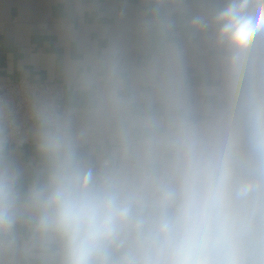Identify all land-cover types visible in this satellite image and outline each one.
Wrapping results in <instances>:
<instances>
[{
  "label": "clouds",
  "instance_id": "1",
  "mask_svg": "<svg viewBox=\"0 0 264 264\" xmlns=\"http://www.w3.org/2000/svg\"><path fill=\"white\" fill-rule=\"evenodd\" d=\"M75 17L27 127L0 96V264H264V0Z\"/></svg>",
  "mask_w": 264,
  "mask_h": 264
},
{
  "label": "crops",
  "instance_id": "2",
  "mask_svg": "<svg viewBox=\"0 0 264 264\" xmlns=\"http://www.w3.org/2000/svg\"><path fill=\"white\" fill-rule=\"evenodd\" d=\"M140 0H104L106 19L125 6L131 37ZM197 0H189L195 4ZM75 0H0V82L25 77L61 82L62 66L71 50L69 28L87 40L91 18H74ZM26 154L30 146H25Z\"/></svg>",
  "mask_w": 264,
  "mask_h": 264
},
{
  "label": "built area",
  "instance_id": "3",
  "mask_svg": "<svg viewBox=\"0 0 264 264\" xmlns=\"http://www.w3.org/2000/svg\"><path fill=\"white\" fill-rule=\"evenodd\" d=\"M61 82L48 79H28L21 77L0 82V96H5L16 107L25 127L28 126V104L33 95L57 89ZM27 146V145H26Z\"/></svg>",
  "mask_w": 264,
  "mask_h": 264
}]
</instances>
